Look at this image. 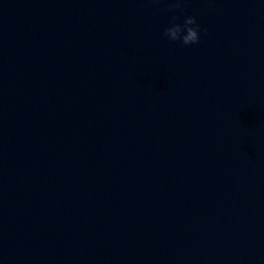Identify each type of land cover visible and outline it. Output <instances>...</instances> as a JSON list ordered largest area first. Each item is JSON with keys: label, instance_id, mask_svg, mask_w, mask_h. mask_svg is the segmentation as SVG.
Segmentation results:
<instances>
[{"label": "water", "instance_id": "1", "mask_svg": "<svg viewBox=\"0 0 264 264\" xmlns=\"http://www.w3.org/2000/svg\"><path fill=\"white\" fill-rule=\"evenodd\" d=\"M165 9L0 0V264H264V0Z\"/></svg>", "mask_w": 264, "mask_h": 264}, {"label": "clouds", "instance_id": "2", "mask_svg": "<svg viewBox=\"0 0 264 264\" xmlns=\"http://www.w3.org/2000/svg\"><path fill=\"white\" fill-rule=\"evenodd\" d=\"M213 0H209L212 4ZM157 11L161 5H166V11L171 13L168 24L164 27L162 36L168 41L183 47L197 45L201 41V33L207 35V30L202 29L197 18L186 14L188 0H150ZM183 17V19H181Z\"/></svg>", "mask_w": 264, "mask_h": 264}]
</instances>
